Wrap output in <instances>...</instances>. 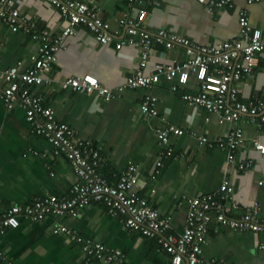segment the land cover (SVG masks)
<instances>
[{"label": "crops", "instance_id": "crops-1", "mask_svg": "<svg viewBox=\"0 0 264 264\" xmlns=\"http://www.w3.org/2000/svg\"><path fill=\"white\" fill-rule=\"evenodd\" d=\"M99 11L110 23L113 42L102 44L84 27L66 40L58 52V60L47 76L51 84L33 87L52 106L57 117L69 124L78 137L93 142L102 153L103 173L111 183L130 161L138 165L135 191L147 197L162 216L172 220L174 229L181 231L186 222L188 196L216 192L223 179L231 178L236 198L243 206L258 201L264 217V156L254 147L253 140L264 144V123L242 115L238 125L243 129L245 143L238 150V161L253 159L246 172L230 169L227 172V150L215 145H200L192 135L197 132L211 142L234 123L221 122L219 113L182 99L183 93L195 94L199 82L192 74L179 75V87L162 79L151 89L120 90L138 67V48L125 45L116 49V42L126 38L119 19L124 15L145 21V27L155 32L159 28L184 34L205 46H219L238 37L240 11L249 13L252 26L264 32V1L249 4L247 0H231L233 7L215 8L197 0H144L132 6L128 0H77ZM14 5L27 17L36 20L54 34L68 26L61 11L46 0H14ZM38 45L22 31L13 32L0 18V71L24 62L27 69L37 55ZM187 59L185 48L166 49L157 46L146 73L155 71L158 63H173ZM87 74L113 88L116 96L105 101L97 94H87L64 87L69 77L82 78ZM2 82H0L1 88ZM241 101L248 102L264 96V52L252 76L233 83ZM147 93L159 99L158 117L146 116L140 109ZM172 124L184 130L173 136L169 145H162L157 129ZM171 148L172 155L163 158L156 173L157 161L163 150ZM78 176L67 158L54 154L52 144L32 129L22 109L7 111L0 100V208L27 205L37 196L69 197ZM186 196V197H185ZM58 223L125 252L130 264H170V256L157 237H146L138 231H128L119 217L109 214L102 203L93 202L77 217L49 215L40 221L23 219L18 228L0 235V251L13 264H86L82 246L57 231ZM207 264H264V233L235 232L227 226L212 224L204 247ZM216 259L217 263H212Z\"/></svg>", "mask_w": 264, "mask_h": 264}, {"label": "built area", "instance_id": "built-area-1", "mask_svg": "<svg viewBox=\"0 0 264 264\" xmlns=\"http://www.w3.org/2000/svg\"><path fill=\"white\" fill-rule=\"evenodd\" d=\"M57 7L68 26L60 34H54L36 20L21 13L14 0H0V18L13 31L28 34L38 45L37 55L27 69L24 62L0 71V100L7 111L22 109L33 130L46 138L54 148V154H63L78 176L69 197L56 195L37 196L27 205H13L0 208V235L9 229L18 228L23 219L40 221L49 215L77 217L80 211L93 202L106 206L109 214L119 217L128 231H138L146 237H157L162 248L170 256V264H207L204 247L212 224L227 226L235 232L264 233V217L258 201L243 206L236 198V189L231 178L223 179L216 192L200 196H188L185 226L181 231L174 229L172 220L162 216L159 209L150 204L147 197L135 191L139 168L130 161L121 171L116 183H111L103 173L104 157L92 141L77 136L76 131L57 117L52 106L44 104L43 97L34 93L33 87L51 84L47 76L58 60V52L65 48L66 40L77 33V28H88L95 39L102 44L113 42L116 35L110 32V23L102 18L99 11L85 2L77 0H46ZM129 5L144 0H128ZM215 8L233 7L231 0H197ZM264 0H247L249 4ZM125 28L126 38L116 42V49L125 45L138 48L140 52L138 67L119 87L125 89H151L162 79L172 83V90L179 87L174 80L183 74H192L199 82L195 94L183 93L182 99L190 104L205 108L210 113H219L221 122L234 123V126L217 137L213 142L207 136L193 132L200 145L210 144L227 150V172L236 169L246 172L254 165L253 159L238 161V150L245 143L243 129L238 125L242 115L252 121L264 123V96L243 102L238 90L232 87L254 73L259 63V55L264 52V32L252 26L247 10L240 11V32L237 38L225 41L219 46H205L192 41L188 36L159 28L155 32L145 27V21L124 15L119 19ZM157 46L172 49L185 48L187 59L173 63H158L155 71L148 74L146 69ZM64 87L87 94H97L105 101L112 100L116 94L113 88L103 84L97 76L87 74L82 78L69 77L63 81ZM159 99L147 93L140 109L146 116L160 115ZM184 134V130L172 124L157 129L162 145H169L173 136ZM254 147L264 156V144L253 140ZM172 155L171 148L161 151L157 161L158 170L163 166V158ZM57 231L65 234L82 246L86 264H130L125 252L112 248L92 238L83 237L76 230L58 223ZM0 251V264H13ZM212 263H217L216 259Z\"/></svg>", "mask_w": 264, "mask_h": 264}]
</instances>
